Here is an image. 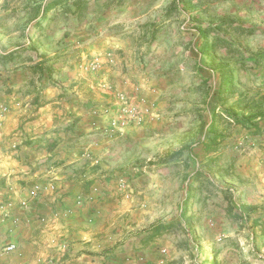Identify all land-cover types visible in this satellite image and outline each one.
Segmentation results:
<instances>
[{
    "label": "crops",
    "instance_id": "crops-1",
    "mask_svg": "<svg viewBox=\"0 0 264 264\" xmlns=\"http://www.w3.org/2000/svg\"><path fill=\"white\" fill-rule=\"evenodd\" d=\"M104 4L29 0L18 8L0 0V201L13 202L10 217H0V264H168L171 246L162 240L179 214L162 215L168 201L162 198L179 187L180 206L195 218L202 212L190 211L188 202L221 198L226 187L237 190L239 201L264 208V58L245 80L248 94L235 81L233 98L226 103L222 96L211 109L210 79L216 78L214 90L220 86L212 70L211 78L199 74L202 102L181 109L171 71L148 67L143 54L161 48L162 33L175 32L167 24L171 14L130 20L119 4ZM19 12L25 24L9 20L4 30L1 18ZM32 25L42 26L36 39ZM98 54L112 62L85 69ZM245 100L248 111L241 109ZM222 102L238 114L260 115L246 126L231 116L211 123ZM123 104L135 106L141 120L111 132L109 120L120 117ZM185 110L205 115L192 124L196 141L187 131L184 139L174 137L175 128L163 122ZM212 130L221 137L211 149ZM155 209L160 214L150 215Z\"/></svg>",
    "mask_w": 264,
    "mask_h": 264
},
{
    "label": "rangeland",
    "instance_id": "rangeland-1",
    "mask_svg": "<svg viewBox=\"0 0 264 264\" xmlns=\"http://www.w3.org/2000/svg\"><path fill=\"white\" fill-rule=\"evenodd\" d=\"M26 1L29 2V0H9L12 4L17 2L18 8ZM101 2H103V4L105 3L104 5L115 3L111 5V9H114L115 5L119 4L123 9V14H127L130 20L134 18L133 14H135V16H137V14L142 15L136 19L145 21L153 18L152 16L156 13L161 12V21H164V19L168 18L165 14H171L167 24L172 28V31L174 30L175 32L171 34L167 30V32L162 33L161 48L146 49L143 51V54L145 56V63L148 67L152 68L159 63V65L161 64L160 66H164L168 68L166 70L171 71L175 79L174 83L178 86L177 90L174 89V100L176 101L177 107L181 109L187 108L191 103L199 104L202 102L203 94L205 96V87L203 86L202 88L196 85L200 78L199 74L207 73L210 75V78L213 74L212 70L208 68L205 57H203L198 50L202 37L197 30V26H205L208 22L214 24L221 18L230 21L233 20L234 24L242 26L244 31L242 32L243 34L236 37L235 48L238 52H235L231 59L232 74H234L236 81L239 86H241L240 89L243 88L242 92L246 90L248 94L249 89L251 91V88H249L250 82L245 80L250 75H254L257 70L262 69H258V63H256L255 60L253 61L252 58H259L257 54L264 55V0H101ZM96 8V6L93 7V9ZM35 10L36 9H34V11ZM24 19V16H21L20 12L19 16L16 17H2V26L5 30L7 28L5 26H9V20H12V22L15 21V24L20 28V26L25 24ZM29 21L30 20H27L28 23ZM39 26L40 28L32 25L29 28L30 37L37 38L38 31H40L42 27L41 25ZM176 28H178L177 31L175 30ZM222 34L228 36L230 31L225 30ZM7 35H9L8 32H3V36ZM22 37L21 33H19L18 42H20ZM167 40L172 41L171 46L168 43H166V45L164 44ZM188 40L189 46H183V43L188 42ZM215 51L217 55L221 54L222 56H225L227 53L224 46H217ZM239 54L242 57H240ZM252 54L256 55L251 57ZM95 56H98L100 63L95 68H87L85 67L87 62L84 68L88 71L99 70L103 68L106 62H112L109 54H106L105 61H103L100 54ZM262 58L257 59V61H261ZM200 68L203 69L200 70ZM214 75L217 76L215 72ZM187 81L189 82V87H191L188 93L186 89H184V86L188 84ZM216 86V78L213 80L210 79L209 88L211 90L209 107L211 109L214 103H218V97L215 93L216 90H214ZM233 96L234 93L226 95V103H228V99L230 100ZM125 101L128 104L127 100ZM221 105H223V103H220V108L216 115L222 116L223 122H229L224 118V116H226L224 112L225 106L223 105L222 107ZM132 107L137 110L135 106ZM2 109L5 108L3 107ZM195 116L197 115L195 114ZM195 116L185 110V112H178L174 115L165 116L163 122H169L171 126L175 128L171 130L174 137L184 139L186 135H183V133L187 131L189 133V140L193 138L194 141H196L199 135L198 129H192L195 128L192 124H194V120L197 121L202 120V117L205 118V115L199 113L198 117ZM217 120L220 122L221 117L217 118ZM15 132L16 131L13 133ZM13 133L10 134V137L14 135ZM239 145H241V143ZM11 148L16 149L17 145L15 144V147L13 148L11 146ZM121 180L124 182V187H126L125 177H119L118 182L120 187ZM233 192L236 194L237 190L234 189ZM182 196L183 192L180 187L175 192L163 194L162 199H168L164 206V202L160 204V206H163L161 207L163 211L159 209V212H155L157 211V209H155L151 210L152 212L149 214L159 215L161 211L162 215L167 216L170 210L173 215L179 214ZM213 196L216 197V195ZM214 197L206 203L199 202L196 199L190 201V205L188 202L190 211H195V213L198 211L199 213L202 212L201 217L198 216L192 225V234L194 235L193 242L189 241V231L182 228L179 223L175 224L171 232H166L167 235L163 237L162 244L171 246L167 248L165 252L167 263L210 264V262L214 260L215 264H264V235L260 232L262 223H258L254 229L251 221L243 223V220L239 219L234 214L228 215L224 205L225 202L219 197ZM175 204H177V208H173ZM146 211L150 210L146 209ZM205 215H207V218H204ZM253 215H262V218H264V209L255 212ZM262 227L264 229V226ZM196 239H198V242H196ZM195 242L199 244L197 249L194 247ZM161 254L163 255V253Z\"/></svg>",
    "mask_w": 264,
    "mask_h": 264
},
{
    "label": "trees",
    "instance_id": "trees-1",
    "mask_svg": "<svg viewBox=\"0 0 264 264\" xmlns=\"http://www.w3.org/2000/svg\"><path fill=\"white\" fill-rule=\"evenodd\" d=\"M83 1V0H82ZM197 30L199 34L201 35V44L198 47L199 52L203 55V57L206 58V63L208 67L215 72V74L220 78V86L216 89L215 93L217 94L218 99L224 101L221 97L226 95L235 94L236 86H235V76L232 74V64L231 59L235 52H238L235 48V41L236 37L243 34L244 28L240 25H235L233 20H226L224 18H221L216 23L208 22L205 26H197ZM225 30H229L230 34L224 35L222 34L225 32ZM217 46H224L227 50V53L225 56H222L221 54L217 55L216 47ZM256 54H252L251 57H254ZM240 57H242L239 54ZM257 57L264 58V55L257 54ZM257 58V59H259ZM242 59V58H239ZM253 61H257L256 58H252ZM203 68H200V70ZM226 102V100L224 101ZM224 102L223 105H224ZM222 105V107H223ZM250 104L248 101L245 100L243 102V107L241 108L243 111H246L247 108H249ZM236 108L239 107V103L236 104ZM248 111V110H247ZM224 112L226 113V116H231L233 119H235L236 123L242 124L244 126L250 124L257 115L252 112L247 113H237L233 105H227L224 108ZM264 114H261L262 116ZM222 118L220 115L214 114V116L211 117V123L214 121H217V118ZM212 139H211V145L209 148L216 147L218 138L221 137V133L214 132L212 130ZM220 194L222 200L225 202V209L228 215L234 214L239 219L243 220V223H247V221H251L252 227L255 229L258 223H262L261 227V234L264 235V229L262 226H264V221L262 218V215L254 216L253 214L255 212H259L261 209H264L263 207H257L255 205L246 204L240 202L235 196L234 192L230 188H223L220 189ZM188 197L186 199L188 200ZM224 209V211H225ZM225 212V214H226ZM179 218L176 223H179V225L184 228L186 231H189V241L193 242L194 235L192 234V225L195 221V217L188 214V207L186 204H182L179 208ZM172 226V225H171ZM253 236V235H252ZM253 238V237H252ZM251 238V239H252ZM198 239H196V242ZM195 242L194 247L198 248V243ZM210 264H215V261H211Z\"/></svg>",
    "mask_w": 264,
    "mask_h": 264
},
{
    "label": "bare ground",
    "instance_id": "bare-ground-1",
    "mask_svg": "<svg viewBox=\"0 0 264 264\" xmlns=\"http://www.w3.org/2000/svg\"><path fill=\"white\" fill-rule=\"evenodd\" d=\"M99 58L97 56L93 57L88 61L85 67L87 68H95L99 65ZM141 120V115L139 114L138 111H136L134 108L123 104L120 108V117L118 118H111L109 121V128L110 131L113 132L115 129L122 128L126 125H128L130 122H138ZM121 183L124 184V182L121 180ZM46 187L48 189H53L54 184L53 182H48L46 184ZM13 202L10 199L2 200L0 201V217L2 218H8L12 214V206ZM62 242V241H61ZM60 246V245H59ZM13 248L12 244H9L7 246V249L10 250ZM66 246L62 245L61 250L66 252ZM61 253V252H60Z\"/></svg>",
    "mask_w": 264,
    "mask_h": 264
}]
</instances>
